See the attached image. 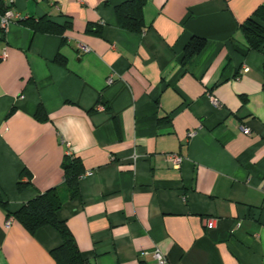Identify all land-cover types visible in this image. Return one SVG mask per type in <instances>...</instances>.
Listing matches in <instances>:
<instances>
[{
    "label": "crops",
    "instance_id": "obj_1",
    "mask_svg": "<svg viewBox=\"0 0 264 264\" xmlns=\"http://www.w3.org/2000/svg\"><path fill=\"white\" fill-rule=\"evenodd\" d=\"M125 1L12 0L65 30L0 33V264H55L57 231L5 225L62 183L65 143L90 174L57 218L88 264H264V45L240 30L264 0H146L142 33Z\"/></svg>",
    "mask_w": 264,
    "mask_h": 264
},
{
    "label": "trees",
    "instance_id": "obj_2",
    "mask_svg": "<svg viewBox=\"0 0 264 264\" xmlns=\"http://www.w3.org/2000/svg\"><path fill=\"white\" fill-rule=\"evenodd\" d=\"M146 0H129L114 7L119 27L132 33H142L145 30L142 9ZM11 4L0 0V17L11 11ZM23 26L41 34H62L61 27L46 18H27L16 21ZM240 30L245 42L244 53L259 51L264 45V5L259 6L241 25ZM203 38L193 36L184 50V62L197 57L205 48ZM38 115H42L41 108ZM63 181L23 204L17 211H7V217H12L31 235L43 227H51L59 234L61 244L50 253L55 264H88L81 255L73 235L65 222L57 218V212L69 200L79 196L78 178L84 172L82 163L74 155H65L62 163ZM22 188L21 184L18 186ZM5 207V204L0 202Z\"/></svg>",
    "mask_w": 264,
    "mask_h": 264
},
{
    "label": "built area",
    "instance_id": "obj_3",
    "mask_svg": "<svg viewBox=\"0 0 264 264\" xmlns=\"http://www.w3.org/2000/svg\"><path fill=\"white\" fill-rule=\"evenodd\" d=\"M7 3L9 4H12V0H5ZM19 20H22L20 19L17 15H15L12 11H8L6 12L3 16L0 17V33H5L6 30L8 29V27L16 22V21H19ZM80 50L83 52V53H88L89 52V48H87L86 46L84 45H80ZM7 58V55L6 53H2L0 55V60H5ZM244 71H247V69H244ZM113 82V75H110V77L108 78L107 80V85L111 84ZM212 104L214 106H221L215 99L213 98H210ZM100 110H102L101 107H99ZM242 132L244 134H249V130L246 129V128H242L241 129ZM65 143V142H63ZM66 145V148H67V155H71V150H70V146L69 144L65 143ZM169 161H171L172 165L174 167H179L182 159L178 156H175V155H170L168 157ZM135 161V157L133 158V162ZM90 173H84L83 175L79 176V180L82 179L83 177L89 175ZM13 221V218L10 217L8 218L7 222H6V228L9 227L10 225V222ZM154 260H155V264H168L167 260L165 257H163L158 251H154Z\"/></svg>",
    "mask_w": 264,
    "mask_h": 264
}]
</instances>
